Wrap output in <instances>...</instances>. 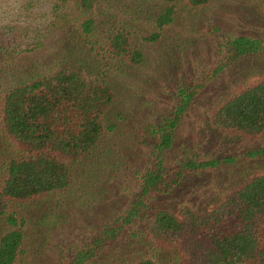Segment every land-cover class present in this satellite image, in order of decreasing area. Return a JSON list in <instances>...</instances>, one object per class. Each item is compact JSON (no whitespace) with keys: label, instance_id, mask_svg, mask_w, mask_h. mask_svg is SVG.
Wrapping results in <instances>:
<instances>
[{"label":"rangeland","instance_id":"obj_1","mask_svg":"<svg viewBox=\"0 0 264 264\" xmlns=\"http://www.w3.org/2000/svg\"><path fill=\"white\" fill-rule=\"evenodd\" d=\"M81 1L0 0V175L17 149L2 123L1 106L8 91L77 57L84 60L83 77L91 83L106 63L98 53L102 48L99 41L107 35L109 6L124 3L95 0L90 11H83L79 8ZM134 3L155 6L153 0ZM127 9L123 14L124 9L114 10V20L118 14L144 28L150 16L158 13V7L141 10L142 14L137 5L129 10L131 14ZM176 11L173 23L163 30L157 43L140 44L144 62L114 79L117 103L108 125L116 128L94 154L74 166L70 187L22 202L0 204L1 211L14 212L23 221L19 264H60L64 255L79 250L120 218L139 193L137 175L153 161L146 125L171 111L180 87L194 85L218 65L219 48L226 39L250 37L264 41V0H215L197 8L180 1ZM80 16L96 20L93 37L84 38L77 31ZM94 61L102 64L98 70ZM261 80L264 54L227 66L197 97L176 130L164 164L171 167L183 158L220 163L186 174L168 194L151 198L142 221L157 210H175L180 205L205 210L226 193L264 174V154L247 156L252 151L264 152V133L245 136L212 125L213 115L223 103ZM227 158L232 162L224 163ZM137 230L126 232L92 264H109L115 256L138 252V246L133 245L140 239Z\"/></svg>","mask_w":264,"mask_h":264},{"label":"trees","instance_id":"obj_2","mask_svg":"<svg viewBox=\"0 0 264 264\" xmlns=\"http://www.w3.org/2000/svg\"><path fill=\"white\" fill-rule=\"evenodd\" d=\"M114 1L124 4L109 6L107 35L101 37L98 53L106 63L93 62L95 70L100 65L103 69L93 75L91 83L83 77L84 60L77 57L65 60L49 74L11 88L5 95L2 123L17 149L2 168L0 204L66 191L74 166L94 154L105 137L114 132L116 126L108 125L117 103L114 79L144 62L140 44H154L161 39L163 30L173 23L180 1L197 8L215 0H153L155 6L134 3L152 0ZM94 2L82 0L79 8L90 11ZM135 5L141 14L157 7L158 13L150 16L144 28L117 13L114 20L115 12L124 9L123 14L128 8V13ZM76 28L81 36L90 38L97 32V22L93 17L80 16ZM262 54L263 40L229 37L223 42L218 65L194 85L180 87L171 111L146 125L145 132L152 139L153 161L137 175L139 193L127 210L92 241L64 255L60 264H92L126 232L136 229L140 239L133 245L138 246V252L115 256L109 264H264V174L226 193L205 210L180 205L175 210H157L142 221L151 198L168 194L186 174L218 166L220 161L183 158L167 167L164 157L173 148L179 124L204 89L227 66ZM92 59L96 60V56ZM212 125L217 130L245 136L264 133V80L245 86L223 103L215 111ZM262 154L263 151H252L247 156ZM223 162L230 163L232 159ZM1 218L0 264H19L23 221L14 212L0 210Z\"/></svg>","mask_w":264,"mask_h":264}]
</instances>
